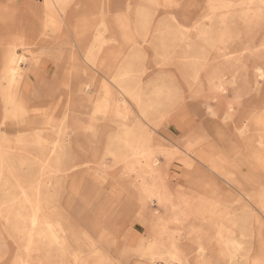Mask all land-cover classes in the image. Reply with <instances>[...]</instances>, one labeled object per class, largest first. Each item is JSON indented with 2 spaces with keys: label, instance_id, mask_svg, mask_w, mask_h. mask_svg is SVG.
<instances>
[{
  "label": "rangeland",
  "instance_id": "1",
  "mask_svg": "<svg viewBox=\"0 0 264 264\" xmlns=\"http://www.w3.org/2000/svg\"><path fill=\"white\" fill-rule=\"evenodd\" d=\"M20 3L0 264H264V0Z\"/></svg>",
  "mask_w": 264,
  "mask_h": 264
},
{
  "label": "crops",
  "instance_id": "2",
  "mask_svg": "<svg viewBox=\"0 0 264 264\" xmlns=\"http://www.w3.org/2000/svg\"><path fill=\"white\" fill-rule=\"evenodd\" d=\"M19 1H22V4H24L25 1L30 2V4H32V1H35V0H0V6H1L0 13H2L0 16V19L3 20L5 18H8V17L12 16V14H14L15 11H18L17 7H19L21 5V3L18 4ZM32 6H34V5H32ZM38 7L40 8L39 5H38ZM16 28H17V26L16 27L10 26V29L12 31L17 30V29L20 31V27H18L17 29Z\"/></svg>",
  "mask_w": 264,
  "mask_h": 264
},
{
  "label": "bare ground",
  "instance_id": "3",
  "mask_svg": "<svg viewBox=\"0 0 264 264\" xmlns=\"http://www.w3.org/2000/svg\"><path fill=\"white\" fill-rule=\"evenodd\" d=\"M14 55H15V53H14ZM22 59H23V57H22ZM18 60H19V62L20 61H22V60H20L19 58H18ZM14 61V60H13ZM22 62H24V61H22ZM18 66H16V67H14L13 69H11V76L13 77V79L15 78V76H17V75H19V68H17ZM8 75V74H7ZM25 219V218H24ZM32 226H34V224H32ZM47 227V226H46ZM41 231V230H40ZM47 232H48V230H47ZM40 235V234H39ZM53 236H54V234H53ZM52 237V236H51ZM173 242H174V240H173Z\"/></svg>",
  "mask_w": 264,
  "mask_h": 264
}]
</instances>
